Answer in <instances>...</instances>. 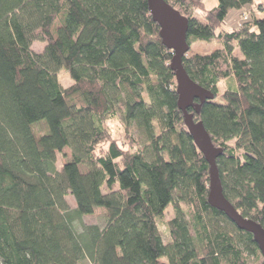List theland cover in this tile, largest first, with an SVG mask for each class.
I'll return each instance as SVG.
<instances>
[{"label": "trees", "instance_id": "16d2710c", "mask_svg": "<svg viewBox=\"0 0 264 264\" xmlns=\"http://www.w3.org/2000/svg\"><path fill=\"white\" fill-rule=\"evenodd\" d=\"M167 1L188 17L190 43H222L184 56L190 77L215 93L195 116L224 147L225 195L264 226V17L217 33L231 9L255 0H218L205 20L190 0ZM159 31L148 0H0V264L261 263L253 234L208 201L209 163L184 122ZM119 112L127 148L108 128ZM43 119L48 132L37 136ZM170 204L166 243L158 220ZM97 207L105 226L77 229Z\"/></svg>", "mask_w": 264, "mask_h": 264}, {"label": "water", "instance_id": "95a60500", "mask_svg": "<svg viewBox=\"0 0 264 264\" xmlns=\"http://www.w3.org/2000/svg\"><path fill=\"white\" fill-rule=\"evenodd\" d=\"M148 5L153 19L160 26L162 42L173 53L170 67L175 72L178 106L183 112L184 122L209 163L208 201L222 210L240 229L253 234L262 254L260 264H264V226L259 221L245 216L225 195L217 161L224 153V147L213 142L203 120L195 116L205 101L215 98V93L193 80L184 66V56L191 48L188 41L189 19L167 0H148ZM190 107H194L195 111H189Z\"/></svg>", "mask_w": 264, "mask_h": 264}, {"label": "rangeland", "instance_id": "374dc122", "mask_svg": "<svg viewBox=\"0 0 264 264\" xmlns=\"http://www.w3.org/2000/svg\"><path fill=\"white\" fill-rule=\"evenodd\" d=\"M189 3L194 6V15L202 20H205V11L209 8L214 7L217 5L218 0H200V1H193L190 0ZM197 6V7H196ZM257 17H264V0H255L253 3H247L240 8H233L230 10L229 14L225 18L224 22L221 23L217 28V33L231 31L241 24L245 23L246 21L249 23H253L254 19ZM45 42L43 41H35L32 44V49L36 52H40L44 49ZM222 47V43L218 40H214L211 42H204L200 40H193L191 41V48L188 54L192 52H211L215 48ZM235 52H239L238 46H236ZM58 79L61 84L65 87L71 85L73 83V79L71 78L69 72L62 68L57 73ZM229 83V79H224L221 82L220 89L223 90ZM217 99H221L220 96ZM33 131L37 136L41 135L42 133L48 132V125L46 120H40L35 122L32 126ZM108 128L111 132L112 139L116 140L120 145L124 147H130L132 141L127 137L125 132L124 122L121 117V112L118 113L117 116L108 120ZM133 129V128H132ZM133 136L135 138L140 139V141L145 140L138 134V131L135 129L132 130ZM234 140H231L229 143L234 144ZM108 147V142H103L97 148V152L101 153L105 151ZM67 157H69V152L67 153ZM66 160L65 155L62 152L58 153L57 159V167L60 169ZM106 190V187L104 186ZM68 203L73 208L76 206L75 198L73 195L68 194L66 196ZM184 209L188 210V206L183 203ZM175 216V209L172 204L168 205L165 209L164 215L158 220V229L163 238V240L168 243L172 240L169 230L168 221ZM107 222L106 217V210L103 207H97L96 210L91 214H85L82 216V220L76 221L75 225L77 229H82L83 223L85 224H97L100 227H104ZM165 259V258H164ZM262 259V256L260 260ZM259 260V261H260ZM258 260L256 258H250L248 260V264H258ZM78 264H95L90 258H85L80 261Z\"/></svg>", "mask_w": 264, "mask_h": 264}]
</instances>
